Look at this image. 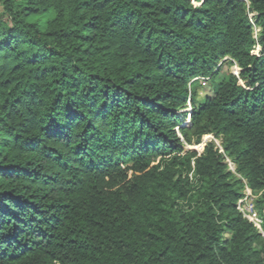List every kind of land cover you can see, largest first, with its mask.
Masks as SVG:
<instances>
[{"label":"trees","instance_id":"16d2710c","mask_svg":"<svg viewBox=\"0 0 264 264\" xmlns=\"http://www.w3.org/2000/svg\"><path fill=\"white\" fill-rule=\"evenodd\" d=\"M245 185L264 0H0V264H264Z\"/></svg>","mask_w":264,"mask_h":264},{"label":"built area","instance_id":"2783aa9c","mask_svg":"<svg viewBox=\"0 0 264 264\" xmlns=\"http://www.w3.org/2000/svg\"><path fill=\"white\" fill-rule=\"evenodd\" d=\"M226 162H228V160H226ZM230 170L233 172L234 168ZM236 210L240 213L243 219L253 225L261 237H264V231L262 230V223H264V220L262 221L258 215L255 208V196L246 185L244 186L243 196L236 203ZM262 216L264 219V210L262 211Z\"/></svg>","mask_w":264,"mask_h":264},{"label":"rangeland","instance_id":"374dc122","mask_svg":"<svg viewBox=\"0 0 264 264\" xmlns=\"http://www.w3.org/2000/svg\"><path fill=\"white\" fill-rule=\"evenodd\" d=\"M258 49H259L258 47H256L254 49V51H253L254 54H257L258 53ZM222 72L223 73L230 72V73L236 75L237 72H238V70L234 66H232L230 68H227L226 66H224L222 68ZM206 94H211V88H210L209 84H203V86L199 90V97H202L203 95H206ZM186 121H187V117H186ZM211 141L212 142H215L216 144H218V142L215 141V140H213L212 137L205 136V137L202 138V141H201V144L200 145H198V146H192V147H189L188 149L195 150L198 154H201L202 151H203V148H204L205 144L208 143V142H211ZM226 163L228 164V167H230V169L234 168L233 165L229 161L226 162ZM262 230L264 231V228L263 227H262ZM262 238H264V237H262Z\"/></svg>","mask_w":264,"mask_h":264}]
</instances>
